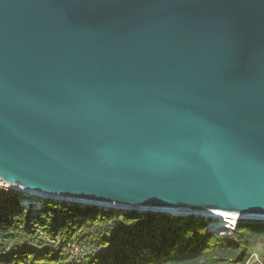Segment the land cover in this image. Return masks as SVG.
<instances>
[{
    "label": "water",
    "instance_id": "obj_1",
    "mask_svg": "<svg viewBox=\"0 0 264 264\" xmlns=\"http://www.w3.org/2000/svg\"><path fill=\"white\" fill-rule=\"evenodd\" d=\"M0 180L264 222V0H0Z\"/></svg>",
    "mask_w": 264,
    "mask_h": 264
},
{
    "label": "trees",
    "instance_id": "obj_2",
    "mask_svg": "<svg viewBox=\"0 0 264 264\" xmlns=\"http://www.w3.org/2000/svg\"><path fill=\"white\" fill-rule=\"evenodd\" d=\"M209 221L52 200L24 208L2 195L0 264H245L264 246V222L214 233ZM258 256L264 263V249Z\"/></svg>",
    "mask_w": 264,
    "mask_h": 264
},
{
    "label": "bare ground",
    "instance_id": "obj_3",
    "mask_svg": "<svg viewBox=\"0 0 264 264\" xmlns=\"http://www.w3.org/2000/svg\"><path fill=\"white\" fill-rule=\"evenodd\" d=\"M22 192L26 193L27 195H35V198L33 199H30L27 197L24 200V202H38L37 197H45V194L39 193V192H32V191H27V190H22ZM94 204L98 206L121 208L120 206H115V205H108V204L101 205L100 203H94ZM123 208H127V207H123ZM134 209L145 210L144 208H140V207H134ZM149 210H158V211L168 213V214H173V215L185 214V215L201 216L205 219L209 218V219H212L211 223L215 225V228L211 227L214 230H230L233 228L234 224L236 223V220L240 217L239 215L233 214V213H224V212H217V211L196 212V211H191V210L182 209V208H179V209H149Z\"/></svg>",
    "mask_w": 264,
    "mask_h": 264
},
{
    "label": "built area",
    "instance_id": "obj_4",
    "mask_svg": "<svg viewBox=\"0 0 264 264\" xmlns=\"http://www.w3.org/2000/svg\"><path fill=\"white\" fill-rule=\"evenodd\" d=\"M2 195L16 196L17 198H19V200L21 201V205L24 208H28L29 204L32 203V202H25V204L22 203V200H25L27 197L32 199V197H31L32 195H27L26 193L22 192V190H20L19 188L11 186L10 184H7V183L3 182L2 180H0V198ZM26 203H27V205H26ZM235 224H234L233 228L228 230L227 232H229V233L232 232L235 228ZM207 230L212 232L209 225L207 226ZM75 252H77V249H75ZM251 262H256L257 264H264L259 259L258 254L253 253V252L249 255V257L245 261V264H249Z\"/></svg>",
    "mask_w": 264,
    "mask_h": 264
},
{
    "label": "rangeland",
    "instance_id": "obj_5",
    "mask_svg": "<svg viewBox=\"0 0 264 264\" xmlns=\"http://www.w3.org/2000/svg\"><path fill=\"white\" fill-rule=\"evenodd\" d=\"M22 203H23V202H22ZM23 204H25V203H23ZM26 205H27V203H26ZM33 205H34L35 208H38V206H39L37 203H34ZM29 206H30V204H29ZM211 224H213V223H211ZM210 226H211V225H210ZM211 227H212V226H211ZM227 231H228V230H227ZM263 249H264L263 244H262V243H257V244L253 247L252 252H253V253L260 254V253L263 251Z\"/></svg>",
    "mask_w": 264,
    "mask_h": 264
}]
</instances>
